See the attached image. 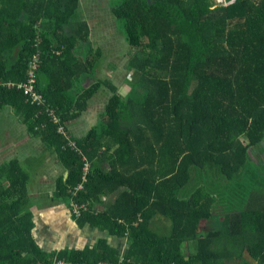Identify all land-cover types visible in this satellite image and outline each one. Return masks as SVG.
I'll list each match as a JSON object with an SVG mask.
<instances>
[{
    "label": "trees",
    "instance_id": "1",
    "mask_svg": "<svg viewBox=\"0 0 264 264\" xmlns=\"http://www.w3.org/2000/svg\"><path fill=\"white\" fill-rule=\"evenodd\" d=\"M78 6L79 0H0V110L9 106L68 169L58 190L85 205L76 221L125 238L124 264H264V0H114L134 76L126 98L109 79L78 96L66 93L56 66L70 71L69 56L76 64L77 45L88 41ZM36 51L39 104L8 85L26 80ZM103 85L112 94L98 122L71 137L68 123ZM255 148L263 158L252 157ZM83 155L89 166L72 196ZM2 172L5 198L19 177L6 174L2 188ZM113 192L119 193L111 207L92 213L90 203ZM13 208L0 198L1 214ZM157 215L169 220L167 232L151 227ZM10 219L0 216V264H51L55 253L37 248L27 217ZM11 223L15 236L6 229ZM56 257L67 264L119 261L106 238Z\"/></svg>",
    "mask_w": 264,
    "mask_h": 264
},
{
    "label": "crops",
    "instance_id": "2",
    "mask_svg": "<svg viewBox=\"0 0 264 264\" xmlns=\"http://www.w3.org/2000/svg\"><path fill=\"white\" fill-rule=\"evenodd\" d=\"M78 14V19L88 27V41L77 43L76 64L69 56L71 60L67 63L70 68L73 67L70 71H65L67 67L56 66L67 85L66 93L78 96L94 82L109 79L116 87V93L126 98L130 90V84L126 83V40L112 13L111 0H79ZM111 94L103 85L87 99L86 107L67 125L71 137H82L98 122L99 114ZM116 147L114 142L111 143L107 156ZM110 157L106 159L110 160ZM95 164L102 170H109V162L105 159L96 158ZM0 170L4 171L2 188L8 186L6 174L19 177L14 190L11 189L5 198L0 196L6 205L15 203V209L10 211L11 214L0 213V216H10L12 221L18 215H25L32 223L30 234L37 248L41 252L55 253L51 264H67L66 259L56 257L60 251L83 250L92 247L100 238H106L108 244L118 251L119 257L125 254V238L112 237L103 226L76 221L70 211L69 198L58 190L68 169L59 162L55 152L40 135L31 134L21 117L9 106L0 110ZM118 193L99 195L90 203L92 213L97 214L111 207ZM169 223V220L157 215L151 219L150 225L167 232ZM9 226L6 228L10 230L9 236H15L13 224ZM30 255L33 258L36 256L34 253Z\"/></svg>",
    "mask_w": 264,
    "mask_h": 264
},
{
    "label": "built area",
    "instance_id": "3",
    "mask_svg": "<svg viewBox=\"0 0 264 264\" xmlns=\"http://www.w3.org/2000/svg\"><path fill=\"white\" fill-rule=\"evenodd\" d=\"M39 63V51H36L34 54H32V56L29 58L28 61V67H27V77L25 81H19L16 83L13 82H9L8 85H12V86H16V88L22 89L23 92H25L30 101L31 102H36L37 104L42 103L43 99L41 98V96L36 92L35 88H34V81H35V70L38 67ZM50 114H52L53 119L55 122H58L59 119L57 118V116H55L54 112L52 110H47ZM64 127L62 124H59L58 126V130L59 131H63ZM69 144L71 146H75L74 141L69 140ZM82 159L84 160V164H83V173L81 175V181H79L77 183V185H75L71 190L70 193L72 196H75V194L77 193L78 190H80L83 187V181L85 180V174H86V170L89 166L88 160L86 159V157L83 155ZM71 201L69 203L70 206V211L71 214L74 217H78L82 211V209L85 208V205L83 203H78L77 201H75L73 199V197H70ZM123 256L119 257V261L118 262H110V261H98L95 264H124L123 262ZM79 264H86L85 262H81Z\"/></svg>",
    "mask_w": 264,
    "mask_h": 264
},
{
    "label": "rangeland",
    "instance_id": "4",
    "mask_svg": "<svg viewBox=\"0 0 264 264\" xmlns=\"http://www.w3.org/2000/svg\"><path fill=\"white\" fill-rule=\"evenodd\" d=\"M218 2L219 1H221V0H217ZM223 1V0H222ZM111 2L113 3L114 2V0H111ZM126 47H127V43H126ZM126 69V68H125ZM132 77H133V79H134V76H133V73H131L130 71H128L127 69H126V83H131V82H128V81H130L131 79H132ZM128 80V81H127ZM132 84V83H131ZM127 86V85H126ZM16 88V87H15ZM251 155H252V157L254 158V159H259V158H263V155H262V152L258 149V148H255V149H253L252 151H251Z\"/></svg>",
    "mask_w": 264,
    "mask_h": 264
},
{
    "label": "bare ground",
    "instance_id": "5",
    "mask_svg": "<svg viewBox=\"0 0 264 264\" xmlns=\"http://www.w3.org/2000/svg\"><path fill=\"white\" fill-rule=\"evenodd\" d=\"M71 188V187H70ZM70 191V190H69ZM125 258V257H124Z\"/></svg>",
    "mask_w": 264,
    "mask_h": 264
}]
</instances>
